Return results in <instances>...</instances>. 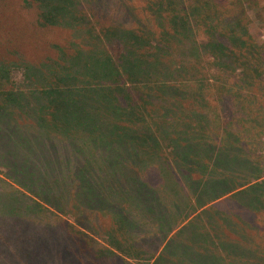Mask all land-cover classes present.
<instances>
[{"label":"trees","instance_id":"1","mask_svg":"<svg viewBox=\"0 0 264 264\" xmlns=\"http://www.w3.org/2000/svg\"><path fill=\"white\" fill-rule=\"evenodd\" d=\"M16 4L33 22L0 14V170L10 182L0 179V218L20 223L6 241L14 259L32 227L76 237L100 260L117 257L87 231L144 260L159 244L135 234L164 240L180 227L163 251L169 263L188 261L166 251L175 242L218 264H264V246L245 234L264 238V180L253 159L264 137V43L250 30L264 0ZM49 30L58 40L45 42ZM21 35L39 40L37 60L12 58ZM248 183L231 212L210 205L182 226Z\"/></svg>","mask_w":264,"mask_h":264},{"label":"rangeland","instance_id":"2","mask_svg":"<svg viewBox=\"0 0 264 264\" xmlns=\"http://www.w3.org/2000/svg\"><path fill=\"white\" fill-rule=\"evenodd\" d=\"M19 1V0H18ZM17 0H9L8 4L7 3H3V5L1 6V8L3 9V11H0V14L3 15L2 18H6L7 15L8 16H17L18 21L20 22V24L23 25H30L33 22V16L31 14V11L28 10V8H23L18 7L17 6ZM6 12H5V11ZM7 13V14H6ZM251 16V27L250 30L252 32V34L254 36H256L258 38L259 41L264 43V7L261 8L260 10V16L259 19L261 21H255L253 19L252 14ZM6 24H10L11 26H14V23L11 21H6ZM6 31L8 32L6 29L3 30V32ZM50 31V32H49ZM46 31V41L47 43L53 41L55 38H57V33L53 32L56 34V36L51 32V30ZM43 32V31H42ZM41 32V33H42ZM9 33V32H8ZM13 34V33H11ZM45 39V38H44ZM58 40V38H57ZM18 44H20L21 42V53L18 54H14L12 56V58H16V59H29V60H37L38 54L40 53V50H38V44H39V40L36 41L34 39L31 38V41L28 40V37L26 35H21V40H17ZM29 43L30 46L29 47ZM55 45V44H54ZM44 46V45H43ZM53 44H51L52 48ZM44 48V47H43ZM36 49L38 51H36ZM43 54V53H42ZM4 55V54H1ZM5 56V55H4ZM18 57V58H17ZM23 78V73L21 70L19 69H14L12 71V79L17 81V82H21ZM261 142H263L261 149L255 154V156L253 157L254 160H256L257 162H259L260 164V170H261V177H260V181L264 180V137L261 139ZM36 148V147H35ZM37 148L35 151H30V159H33V161H30V167L29 170L32 171V167L33 166H37L39 163V157H38V152H37ZM26 158L25 157H19V160L21 162H23ZM4 172V170H0V179L6 180L4 175L1 173ZM7 181V180H6ZM8 182V181H7ZM10 183V182H8ZM255 183V181H252L251 184ZM11 186L14 187L15 189L19 190L20 192H22L29 200H36L32 195H30L29 193L25 192L24 190L20 189L19 187H17L16 185L11 183ZM249 186L248 184H244L243 186H241L240 188L234 190L233 192L225 195L224 197H221L220 199L212 202L211 204L205 206L204 208H200L199 210L196 211V213L194 215H190L188 218H186L183 223L182 226L186 225L196 214H199L203 209L209 207L210 205L212 206H217L219 207V210H221L222 213H229L231 212L232 209L236 208V205L238 206L237 203L233 202L231 203L230 198L239 190L245 189ZM46 207V206H45ZM243 214V218L247 219V214L245 212L242 213ZM64 220L69 221L70 223L74 224L75 226L77 225L75 223V221L72 218H67L64 216H61ZM110 222V221H109ZM106 221V223L104 224V228L105 230L109 231V229L111 228V222L109 223ZM251 224H253V220H251L250 222ZM16 226H20V223L17 221H14L13 219L10 218H0V264H121L118 261H124V262H128V264H154L155 260L158 258V256L160 255V258L158 260L157 264H171V263H180L177 260H175V262H168L165 258H167L166 253H164L163 251L165 250L164 248L167 246L168 242L171 240V238H173V236L176 234V232L178 231V229L180 227H178L175 231L169 233L167 235V237L163 240V237H160L161 235H157L156 236H151L152 239L150 241H148V236L144 235L142 233H137L134 236V239L139 243L142 242L144 244H148L150 246V248L157 246L156 248V252H154V258H146L144 260H137L135 258L132 257H128L125 256L124 254H122L121 252L115 250L112 245L109 243L108 239L106 236H101L99 233L97 235H94L93 233H89L88 231L85 232L87 233L89 236L93 237L94 240H96L99 244H101L102 246H104L105 248H108V251L112 250V253L114 254V256H116V259H113V257L109 256L108 260H100L99 257L97 256V254L95 253L94 249L89 247L84 249L81 245H79V240L74 238H71L69 236L66 235H61L60 232L54 231L53 229L50 230H42V229H29L26 231V233H24L25 235H23L22 239H24V245L23 248L26 247L25 251L23 253H20L16 256V258L14 259L13 253L9 252V249L6 248V241L11 235H13L15 233V227ZM249 238H253L257 239V241L259 243H261L262 246H264V238H260V235L258 234V238L253 237L254 233L251 232V230H246V233ZM115 236L117 237V234H115ZM120 237V236H119ZM119 237H117V239H119ZM161 238L163 241H161ZM2 241H4L5 243H3ZM178 241V240H177ZM176 241V242H177ZM175 242H172L171 244L168 245V249H166V251L168 252V250H171L174 253H172V256H176L177 258H180L178 253H181L183 255L182 259H187L190 262H197V264H218L215 260H213L212 258H207L206 256L203 255H197L196 253L192 252V251H188L186 249H184L183 246L179 245L176 243L177 246H175L174 244ZM5 244V245H2ZM31 246H35L37 248L38 253H34L30 250ZM143 246V245H142ZM144 248V246L142 247ZM128 250V249H125ZM154 250V249H153ZM153 250L150 251V254L153 253ZM129 254H133V251H128ZM163 252V253H161ZM214 254H220L221 256H223L226 261L228 260V257L226 256L225 253L221 252L220 249L216 250L213 249L212 251ZM217 256V255H216ZM153 257V256H152ZM175 257V259H176ZM117 260V261H116ZM188 261H183L184 264H191Z\"/></svg>","mask_w":264,"mask_h":264}]
</instances>
